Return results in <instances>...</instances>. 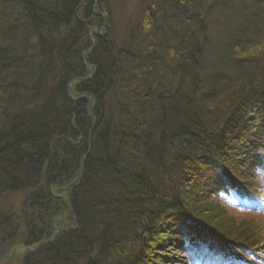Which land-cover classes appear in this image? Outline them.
<instances>
[{
  "label": "trees",
  "instance_id": "trees-1",
  "mask_svg": "<svg viewBox=\"0 0 264 264\" xmlns=\"http://www.w3.org/2000/svg\"><path fill=\"white\" fill-rule=\"evenodd\" d=\"M222 2L0 0V260H174L182 225L225 255L260 244L233 209L260 193L264 0L214 50Z\"/></svg>",
  "mask_w": 264,
  "mask_h": 264
},
{
  "label": "rangeland",
  "instance_id": "rangeland-1",
  "mask_svg": "<svg viewBox=\"0 0 264 264\" xmlns=\"http://www.w3.org/2000/svg\"><path fill=\"white\" fill-rule=\"evenodd\" d=\"M222 1V0H221ZM135 3V0H125V11L129 14V5ZM211 0H203V8L209 6ZM253 0H223L222 4L219 6L218 9L214 11V16L212 20L214 21V27L209 25L208 29L212 30L208 32L209 36L215 37L217 39H213L212 47L214 50L215 48L221 47L225 42L223 41L225 34L228 35H237L241 29H246L250 25L254 26L255 23L259 22L257 19L251 21L249 19V15L253 13ZM115 14V13H113ZM190 13H188V16ZM201 22V28L203 29L202 35H206V27L207 25L204 24L205 17H199ZM207 21L209 18L207 17ZM212 23V22H211ZM251 23V24H250ZM261 24H263L261 22ZM200 28V27H199ZM229 38V37H228ZM254 114H251V117ZM260 157L264 163V148L260 149ZM258 183L263 189V195L256 201L255 204L249 205L248 212H243L241 209H233V212L237 216H249L251 217L254 222L253 226L258 230V237L260 241H262V245L257 248L256 253L246 252L244 253V261H240L237 259H231L229 262L225 261L223 257L215 253L214 251L210 250L205 244L198 242L197 245L187 243L190 234V231L184 229V227L178 226L176 227L175 233L177 230L180 231L182 234V239L184 240L183 249L184 253L181 256H177L174 260H172L173 256L171 254H176V249L174 250L171 246L167 249L170 253L168 254L166 260H163L162 257L157 255L153 260V264H247L251 261L252 264H264L263 257H259L260 254L263 253L264 255V170L259 172L258 175ZM215 215L217 218L222 219L223 216L219 209L217 208L214 210ZM207 213L209 211L207 210ZM228 218V216L226 217ZM215 220V219H214ZM236 224L240 223L238 220L234 222ZM172 240L171 237H169ZM162 245V243H161ZM160 245V246H161ZM159 246V247H160ZM26 249L23 247H17L15 250H12V254L9 253L7 257H9L8 261L5 259H1L0 262H5V264H23L24 256L26 254ZM164 252V251H163ZM15 254V255H13ZM13 256V257H12ZM262 256V255H261ZM177 261V262H176ZM151 264V263H149Z\"/></svg>",
  "mask_w": 264,
  "mask_h": 264
},
{
  "label": "bare ground",
  "instance_id": "bare-ground-1",
  "mask_svg": "<svg viewBox=\"0 0 264 264\" xmlns=\"http://www.w3.org/2000/svg\"><path fill=\"white\" fill-rule=\"evenodd\" d=\"M198 27H200V28H199V30H197L196 32H199V33L201 34L202 31H203V29L201 28V23L198 24ZM240 33H241V31H240ZM200 34H199V35H200ZM93 41H95V38H93ZM207 41H209V43H211V40H210V39H207ZM171 52H173V50H171ZM17 76H19V75H17ZM102 86L107 87V86H106L105 84H103V83H102ZM11 239H13V238H11ZM40 243H42V242H40ZM40 243H39V244H40ZM39 244H38V245H39ZM28 249H29V248H28Z\"/></svg>",
  "mask_w": 264,
  "mask_h": 264
}]
</instances>
